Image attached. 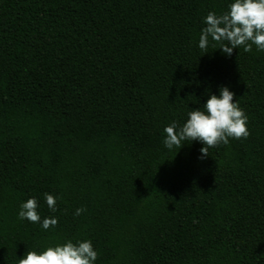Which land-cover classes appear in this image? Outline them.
<instances>
[{
    "label": "trees",
    "instance_id": "16d2710c",
    "mask_svg": "<svg viewBox=\"0 0 264 264\" xmlns=\"http://www.w3.org/2000/svg\"><path fill=\"white\" fill-rule=\"evenodd\" d=\"M229 2L0 0V264L68 239L95 264H264V52L197 47ZM225 85L248 137L166 149ZM29 197L55 228L17 218Z\"/></svg>",
    "mask_w": 264,
    "mask_h": 264
},
{
    "label": "clouds",
    "instance_id": "9594fccd",
    "mask_svg": "<svg viewBox=\"0 0 264 264\" xmlns=\"http://www.w3.org/2000/svg\"><path fill=\"white\" fill-rule=\"evenodd\" d=\"M203 24L197 43L202 54L213 42L225 56H231L233 49L241 47L245 53L251 52L253 46L257 52H264V0H230L226 11L220 14L209 11L203 17ZM233 97L228 86H219L216 94H208L202 109L198 107L187 113L182 124L173 120L164 127L163 146L178 150L184 141L195 140L203 145L202 156H208L207 149L218 143L227 144L229 138H247L248 118ZM57 199L52 194H44V202L53 213L57 211ZM38 209L37 198L29 197L19 204L17 218L39 223L43 230L55 228L57 218L54 215L42 218ZM83 211L77 207L73 215L79 216ZM97 255L90 239L75 243L68 239L41 251H27L18 259V264H95Z\"/></svg>",
    "mask_w": 264,
    "mask_h": 264
}]
</instances>
